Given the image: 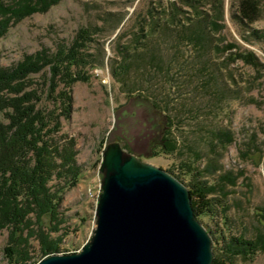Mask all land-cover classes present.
<instances>
[{"label":"rangeland","instance_id":"1","mask_svg":"<svg viewBox=\"0 0 264 264\" xmlns=\"http://www.w3.org/2000/svg\"><path fill=\"white\" fill-rule=\"evenodd\" d=\"M197 1L194 8L190 0H58L0 38V68H12L44 48L55 55L72 47L82 29L95 32L82 49L89 65L78 72L85 79L68 89L62 82L53 95L66 89L73 97L55 138L74 142L79 180L70 187L49 184L60 192L57 218L31 214L20 234L0 219V264H10L9 248L18 259L30 257L26 263L41 261L43 235L58 243L60 254L80 252L91 241L104 151L112 142L178 174L186 186L211 190L213 207L198 219L217 242L214 257L264 264L260 243L244 254L229 249L236 237L253 244L264 239V38L251 37L233 20L238 0ZM260 4L261 18L251 28L263 32L264 0ZM202 12L216 26L201 49L186 40L183 24H195ZM145 18L147 44L160 64L137 63L139 69L122 77L118 66L136 61L133 40ZM50 72L46 66L26 80L42 112L56 108ZM8 122L0 113V125Z\"/></svg>","mask_w":264,"mask_h":264},{"label":"trees","instance_id":"2","mask_svg":"<svg viewBox=\"0 0 264 264\" xmlns=\"http://www.w3.org/2000/svg\"><path fill=\"white\" fill-rule=\"evenodd\" d=\"M57 1L0 0V38L7 33L12 24L34 13L47 12ZM197 3V0H190L189 4L197 8ZM232 12L233 20L240 27L245 28L248 35L257 39L264 38V31L259 32L251 28L261 18L260 0H238ZM147 19L140 23L139 31L133 40L132 50L136 55V61L122 62L118 66L122 77L139 69L137 63L142 65L149 61L157 66L160 64L157 53L153 52V46L147 44L150 38V34L145 29ZM215 26L216 21L210 22L203 12L199 13L195 24H183L185 32L190 33L186 35V40L202 49L205 47L207 36ZM154 31L156 33L157 29ZM94 34L95 32L82 29L72 47L59 49L55 55H51L44 48L34 55L26 56L22 62L12 68H0V113H4L9 119L7 125H0V219L13 226L19 234L25 227L26 218L31 214L41 216L49 214L52 219L57 218L56 212L61 198L58 197L60 193L58 189L55 190L56 192H51L49 189L52 181L60 180L64 186L70 187L78 182L81 175L74 142L57 139L55 136L61 131L60 118H68L72 108L73 97L66 92V89L80 79H85L84 76H80L78 68L89 65L85 62L82 49L92 43L91 37ZM125 50L129 51L128 47ZM46 66H50L51 71L49 96L53 97L60 83L63 82L66 87L53 97L56 108L51 112L38 110L36 108L40 101V97L36 96L38 93L34 90H26L31 86L26 81L30 75L40 72ZM115 72L116 70L114 74L117 76L118 72ZM166 144L167 142L164 146ZM167 172L180 180L178 174ZM187 187L196 216L199 218L205 212L209 213L213 207L212 198L209 197L211 190L199 186ZM208 232L213 238V233ZM39 241L42 258L61 252L58 243L48 236H41ZM216 243L214 241V255ZM259 243L264 245V239L260 238L256 244H253L249 239L236 237L231 241L229 249L244 254L247 250L252 251ZM6 252L10 264H36L26 263L30 258L28 256L18 259L14 249H6ZM213 264L235 263L215 256Z\"/></svg>","mask_w":264,"mask_h":264},{"label":"water","instance_id":"3","mask_svg":"<svg viewBox=\"0 0 264 264\" xmlns=\"http://www.w3.org/2000/svg\"><path fill=\"white\" fill-rule=\"evenodd\" d=\"M97 228L80 252L36 264H213V238L172 174L108 144Z\"/></svg>","mask_w":264,"mask_h":264}]
</instances>
